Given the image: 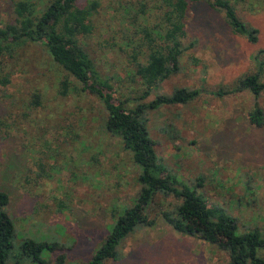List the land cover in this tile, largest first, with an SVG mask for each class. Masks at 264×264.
<instances>
[{
	"label": "rangeland",
	"instance_id": "rangeland-1",
	"mask_svg": "<svg viewBox=\"0 0 264 264\" xmlns=\"http://www.w3.org/2000/svg\"><path fill=\"white\" fill-rule=\"evenodd\" d=\"M90 1L99 5L82 44L117 95L133 96L139 85L129 43L142 37L143 26L155 23V13L140 16L141 4L153 8L155 1L78 3ZM231 1L238 16L257 29L256 42L232 32L206 0H191L180 69L146 101L180 87L200 94L185 104L147 110V127L171 174L232 215L241 231L264 233V122L249 121L255 106L264 117V91L258 97L246 90L214 93L230 90L253 71L252 57L264 49V0ZM12 19V0H0V26ZM4 76L9 82L0 83V190L8 194L5 207L14 225L7 264H40L20 248L27 239L57 244L41 253L45 264H86L133 205L141 187L139 167L106 129L98 97L81 90L39 43L0 58ZM180 202L172 193H157L148 222L122 240L119 257L109 263L227 264L215 245L173 228L168 218H175ZM260 253L264 257V250Z\"/></svg>",
	"mask_w": 264,
	"mask_h": 264
},
{
	"label": "trees",
	"instance_id": "trees-1",
	"mask_svg": "<svg viewBox=\"0 0 264 264\" xmlns=\"http://www.w3.org/2000/svg\"><path fill=\"white\" fill-rule=\"evenodd\" d=\"M154 1L153 8H146V3L141 4L140 16L149 19L151 13H155V23L143 26L142 37L128 42L132 46L130 59L139 86L135 90L133 88L134 92L130 93L133 96L123 99L117 95L110 77L100 72L81 41L82 36L91 32L90 18L98 2L79 5L78 0H12L13 19L0 26V58L6 54L11 57L16 48L28 42L39 43L67 76L76 80L81 90L98 97L106 113V129L120 138L124 149L129 151L132 161L139 167L141 187L133 205L114 221L86 264H110V260L117 259L122 240L148 222V208L157 193H172L181 199L175 218H168L175 230L215 245L226 254L227 264H264L260 253L264 250V233L258 229L241 231L232 215L221 207L210 206L196 187L171 174L154 149L147 127V110L185 104L200 94V89L180 87L170 94H155L146 101L161 82L180 69L191 0ZM206 2L223 15L232 32L256 42L257 29L238 16L231 0ZM251 62L252 72L238 78L230 90L221 89L214 93L222 95L246 90L258 97L264 91V49H259ZM8 82V76L0 78V83ZM62 86L65 94L66 80ZM249 121L262 125V109L255 106L249 113ZM8 200V194L0 190V264H7L13 246L14 225L5 207ZM56 247L55 243L31 239L22 241L20 245L24 254L40 264L46 263L41 253L52 252Z\"/></svg>",
	"mask_w": 264,
	"mask_h": 264
}]
</instances>
